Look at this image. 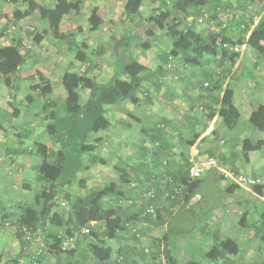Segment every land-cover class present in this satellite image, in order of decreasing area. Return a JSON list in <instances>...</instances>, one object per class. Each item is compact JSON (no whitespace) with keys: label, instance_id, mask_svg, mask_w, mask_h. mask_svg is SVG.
Returning a JSON list of instances; mask_svg holds the SVG:
<instances>
[{"label":"trees","instance_id":"trees-1","mask_svg":"<svg viewBox=\"0 0 264 264\" xmlns=\"http://www.w3.org/2000/svg\"><path fill=\"white\" fill-rule=\"evenodd\" d=\"M4 1L13 5L21 3L27 5L25 10L16 8L14 17L17 22L37 16L43 24L44 37L41 34L32 35L36 44L45 38L55 47L65 48L66 55L70 54L72 58L70 65L75 61L87 62L89 57L87 43L80 44L78 36L74 33L61 31L62 22L68 16L82 12L84 4L82 0H56L54 4H42L38 0ZM130 1V12L126 11V15L132 13V16L141 20L139 25L148 24L153 30L161 31V35H165L171 44L165 51L157 54L153 69L132 58L121 64L117 73L120 75L112 77L108 82H100L79 72L65 71L62 75L65 88L63 102L53 97L55 83L45 75L41 74V83L30 87V91L36 93L37 97L45 99L42 111L45 112L48 122L44 133L47 142L34 141L25 148L22 146L17 148L8 143L4 150L6 155L22 153L33 157L35 163L32 169L41 183V190L36 193L34 199L26 197L8 207L0 198V214L10 220L8 225L15 226L21 245L19 255L15 257L5 259L0 255V264H20L21 260L25 259L29 260V264H36L38 260L40 262L43 259L46 252L56 257L55 264H118L110 243L117 242L122 245L130 231L133 233L129 238L142 243L138 236L140 232L145 235L152 227L161 225L158 222L161 211L157 219L147 213L148 207L153 206L156 200L146 196L154 191L157 198H160L162 191L159 185L162 181L175 178L178 182H184L187 169L182 165L178 173H173L172 166H168L167 172L161 175L157 174V169L149 166L147 161L141 163L140 167H133L129 161H125L123 164L125 168H120L117 180L84 194L76 193L74 182L77 181L78 174L87 167L85 157L89 158L90 165L100 161L97 151L102 139H93V136L108 107L122 102L137 104L140 95L147 98L148 91L161 89L166 84L164 75L170 73L169 68L174 66L172 63L174 61L201 70L202 77L195 76L194 79L181 77V80H189L186 89L193 91L199 89L203 94L222 88L231 74L228 62L235 63L240 57V52H243V56L250 52L256 58V62L252 64L244 60L243 65L246 66L244 72L255 78L259 74L257 70L264 69V0H243L245 6L240 18L237 16L238 13L232 10V3H235V0H163L162 4L166 5L164 10H160L146 21L140 19L146 0ZM170 2L171 6H167ZM256 5L261 8V12L257 14L254 11ZM222 10L231 12L230 15L227 14V26L206 37L198 28L199 20L202 17L214 18L216 23L217 15ZM189 18L193 20L188 22ZM255 19L258 20L257 23ZM88 22L91 32L100 31L104 21L97 8L92 10ZM131 36L134 35H130V40ZM2 38L3 35L0 34V81L3 80L6 86H11V81L14 82L16 78L19 80V74L26 67L29 52L25 50L24 37L18 36L11 44H3ZM135 43L140 45L142 42ZM82 92H86L87 95L83 97ZM203 94L201 93V96ZM234 98V89L227 86L218 104L220 106L218 115L221 119L230 116L240 120L241 115ZM27 99L29 105L34 103L31 94H28ZM12 108L11 117L15 119L20 112L14 105ZM249 125L254 130L264 132V104H260L251 113ZM262 146L261 140L254 145L249 139L243 142L244 152L260 150ZM147 165L151 167L150 174ZM129 169L136 173L135 179ZM141 173L145 178H140ZM201 179L194 182L186 201L200 188ZM81 184L83 186L84 182ZM237 187L233 185L230 193ZM255 191L263 195L261 189L256 188ZM61 195L66 199L64 202H68L70 209L68 215L58 210L57 201ZM250 222L251 220L244 216L240 220V228L248 231ZM138 224H142L141 229H137ZM260 225L264 235V211L261 213ZM84 228H88L90 232L81 233ZM60 230H65L67 234L76 233V243L82 249L64 250L62 248L64 239ZM44 233L45 250L41 248L40 251L37 249L32 252L30 248L32 238H42L41 234ZM214 242L215 245L205 254L209 260L218 264H237L235 257L241 253L238 239L221 235L215 238ZM168 249L169 246L163 249L164 260L163 262L160 260L158 264H177L171 250ZM76 252L79 255L75 256ZM118 253L120 256L121 252ZM147 253L144 247L142 254ZM126 256V260L129 259L127 252ZM185 264L203 263L190 260Z\"/></svg>","mask_w":264,"mask_h":264},{"label":"rangeland","instance_id":"rangeland-1","mask_svg":"<svg viewBox=\"0 0 264 264\" xmlns=\"http://www.w3.org/2000/svg\"><path fill=\"white\" fill-rule=\"evenodd\" d=\"M39 1L42 4H47L48 2L54 3L55 0ZM82 1L85 3L84 11L78 16L75 15L66 18L62 23V29L65 32L76 33V36L77 34H82L83 36L87 35L89 39L90 32H88L87 16L96 4L101 6L103 1ZM123 1L125 5L123 13L126 15V11L129 10L130 12L131 1ZM151 1L152 0H147V3H145L144 7H142L143 14L140 19L143 21L155 16L160 12V10H164L166 7V5L162 4L163 0H157V4L159 5L158 7L150 5ZM234 2L235 3H232V10L237 12V16L240 18L244 11L245 2L243 0L241 2L235 0ZM167 4V6H171V2ZM26 6L27 5L23 3L13 5L10 2L0 0V34L3 35V39L5 41L10 43L18 36L24 37L25 50H28L29 52L27 65L19 74V80L16 78L13 82V86L12 84V87L8 86V91H6L4 81H0V144L3 147L9 143L13 144L17 148L20 146L25 148L34 141L42 143L47 142V136L44 133L48 122L45 112L42 111L45 99L37 97L36 93L30 91V87L32 85L41 83V74L54 81L55 92L53 97L60 102L64 101L63 97L65 95V88L62 81V75L65 71L79 72L83 75L95 78L100 82H108L112 77L120 75L117 74L118 71L115 70L114 67L119 55H116V50H112L111 48L112 37L116 33L120 32L119 29L116 28V24H113V26L107 30H104L106 27L104 26L101 30V32H103V38L100 40V45L98 48L94 46V49H92V55H90L95 58L96 64L92 63L88 65V62H84L82 64L75 61L73 65H70L72 58H70V54L66 55V51L63 46L57 48L45 38H43L39 44H36L33 40V36L38 35V33L43 34V25L38 22L36 17L20 22L15 20L14 12L16 8L25 10ZM254 11L255 14H257L258 12H261V8L257 7ZM227 14L230 15L231 12H226L224 10L220 11L217 15L216 21L218 20V22L216 23L214 18L202 17L201 21L199 20L198 22V28L206 35V37H209V35L214 34L227 26ZM126 16L127 19L123 18L124 20H122L120 30L123 31L124 34H129V36H127L128 41H130V35H134L133 37L131 36V44L140 41L142 42L136 51L138 52V55L136 56L137 58L133 59L145 64L150 69H153L155 67L157 54L169 48L171 44L170 40L167 39L165 35L162 36L161 31L153 30V28L148 24L139 25L138 17L132 16V13L131 15ZM192 20L193 18L188 19L187 21L191 22ZM80 28L83 33H79L78 30ZM30 32H33V34ZM42 34L41 36L44 37ZM77 40L80 42L84 39L77 37ZM95 48L97 49L95 50ZM240 53L243 56V52ZM72 54L75 55V52ZM239 58L233 64H231V61L228 62L229 65L227 66L231 68V72L235 71V68H237L238 73L241 69L242 63H238ZM172 63L174 66L169 68L170 73L164 75V82L167 83L168 86H173V84L176 83L180 84L181 77H184V79L187 77H192V79H194L195 76L196 78L202 77V72L199 68H195L193 66H183L181 62L177 61ZM237 63L239 64L238 67L236 66ZM258 71L264 75L263 68L257 70V72ZM148 86L149 85H147V87ZM154 91H148L149 97H151V95H155L154 93H157V95L160 93L157 88ZM82 93L83 97L87 95L86 92ZM28 94H31L34 99V103L31 105L28 104ZM139 99L146 103V100H149L145 98V96L143 99H141V97H139ZM150 100L152 105L160 106V102H158L157 97L156 100H153V98H150ZM13 105L18 108L20 112L15 119H12L11 117ZM108 108L111 109L108 113H106L103 121L99 124L98 129L95 130L96 132L93 136V139H102V142L99 143V149L97 151L100 161L96 164L90 165L89 158L85 157L87 160L85 161L87 167L78 174L77 181L74 182V191L78 194H84V192L101 188L104 185L117 180L120 175V168H125L123 165L124 161L130 160V158L136 154V150L132 147L131 143L139 141L140 136L136 130L138 127L137 123L139 121L133 120L130 117L131 113H134L133 111H135L133 110L132 105L130 102H123L118 105L109 106ZM143 111V114L138 111L136 112H138L137 114L141 117V124H147L151 121L148 115L154 114L155 111L146 110L145 108ZM153 144L155 145V143ZM114 146H117V149H115ZM3 147L0 151V198L2 199L3 204L8 207L16 204L17 201L26 197L34 199L36 193L41 190V183L38 182L35 172L32 169V165L35 163L33 157L22 153L16 155H6ZM155 148L156 145L152 149ZM143 161H147L149 165H152L153 163L152 158L147 160L144 159ZM243 174L252 175L249 174V172H244ZM82 181L84 182L83 186L81 184ZM198 191L199 192L195 197L196 201L194 206L189 210V213L181 211L178 224H175L168 233L169 239H167L168 241L166 243L168 244L172 255H174L177 264H185L190 260H195L203 264H218L209 260L205 256L206 252H208L215 245L213 234L201 229H203L202 227H208V220L214 215H217V206L229 208L234 201V197L226 195L225 193H222L214 198H212V195L205 196V191L212 193L215 191V189L207 181V176L204 177L203 184ZM198 194H200V196ZM59 198L60 199L57 201L58 210L62 211L65 215H68L70 210L68 202H64L66 199H64L62 195L59 196ZM244 216L251 220L255 217V214L252 211L247 210L242 213L241 218L239 217V219L241 220ZM233 220L234 222H239L238 219L234 218ZM9 222L10 220L8 218H3L2 214H0V255L5 259L19 255L21 248L15 226L8 225ZM136 227L137 229H141L142 224H138ZM232 227L233 226H230V229H227L228 235L234 239H238L239 236H241L243 242L241 246L243 251L240 255H238V257H235L236 263L253 264V257L250 253V244L254 245L253 242H255L253 234L251 239H249L251 232L242 231L240 227L234 229ZM45 233L41 234L42 238H40L39 241L32 240L30 247L32 252L37 249L40 251L41 248L45 250ZM60 233L65 241L72 239L73 245H69L70 250L80 249V245L76 243V233L67 234L65 230H60ZM132 233L133 232L130 231L127 236ZM165 234V228H152L145 235L140 232V240H142L141 245L146 248L148 252L147 254L150 256L151 254L154 255V261L156 264H158L160 260L162 262L164 260L162 239H164ZM156 238H159L160 241H156ZM113 243L116 244V242ZM244 245L245 247L243 248ZM110 246H112V242L110 243ZM116 248L117 246L114 245V251L117 250ZM34 255L37 257L39 256V254ZM77 255L79 254L76 252L75 256ZM38 261L36 264H55L56 257L49 255L46 252V255H43V259L40 262ZM28 262L29 260L25 259L21 260L20 264H29Z\"/></svg>","mask_w":264,"mask_h":264},{"label":"crops","instance_id":"crops-1","mask_svg":"<svg viewBox=\"0 0 264 264\" xmlns=\"http://www.w3.org/2000/svg\"><path fill=\"white\" fill-rule=\"evenodd\" d=\"M102 1L103 3L101 6L96 4V6L93 7V9H98V14L104 21L100 31L94 33L91 32L89 22L87 21L89 29L88 32H90L89 39L87 35L83 36L82 34H77V36L84 39L80 41V44L82 42H86L88 45V65L92 63L96 64L95 58L90 55H92V49H94V46L98 48L100 45V40L103 38V32H101V30L104 26H106L104 30H107L110 29L113 24H116V28L119 29L120 32L116 33L112 37L111 48L112 50H116V55H119L114 64L115 70L118 71L121 64L132 58H137L136 56L138 55V52L136 51L138 50L139 45H136L135 43L131 44V40L128 41L127 39L129 34H124L123 31L120 30L122 20L125 18L127 19V16L123 13L125 10L124 1ZM55 2L56 0L54 3ZM255 2L258 3L259 1ZM54 3L48 2L47 4ZM145 3H147V0ZM150 5H155L154 7L159 6L157 4V0L151 1ZM84 8L85 3L83 4L82 12L84 11ZM91 12L88 14L87 20L89 19ZM80 14L76 15L78 16ZM72 16L70 15L67 18ZM38 22L41 23L39 20ZM44 28L45 27L43 26V30ZM61 31L66 33L62 29V25ZM78 31L81 33L82 29L80 28ZM1 40L3 44H11L3 38ZM134 44L135 46L133 47ZM97 48H95V50ZM245 59L251 64L254 61L256 62V58L252 56L250 52L244 56L241 55L238 61L239 64L242 63L239 72L237 73V68H235V71L231 72L227 81L223 83L222 88L214 90L209 94H203V92L199 89L194 91L188 90L186 89V83L189 84V80H181L180 84L176 83L173 84V86H168L166 83L161 89H159L160 93L158 95L157 93H154L155 95H151V97L148 96L147 99L149 100L146 101L149 104L142 102V100H140L137 104L130 103L133 110H135L133 111L134 113H131L130 117L133 120L139 121L137 123L138 127L136 126V130L140 136L139 141L131 143L132 147L136 150V154L132 156L130 160H127L131 163L130 165L138 167L144 162V159L147 160L152 158L153 163L149 166L155 167L157 169L156 171H158L157 174L160 173L161 175H164L165 172H167L168 166H172L173 173H178L181 166L185 165L184 160L193 152H197L201 158H217L225 168L231 170L232 172H236L238 174L249 172V174L264 177V132L254 130L249 125L251 113L256 110L260 104H264V75L259 73L257 74L258 77L254 78L249 73H246V71L244 72L243 70L246 66H244L243 63L245 62ZM238 63L236 64L237 67L239 66ZM11 82L13 86V81ZM227 86L234 89V103L241 115L240 120H236L230 116L225 119H221L218 115V110L220 109L218 104L221 101ZM5 87L6 91H8L9 87L6 85ZM201 93L203 96H201ZM140 97L141 99L144 98L143 95H140ZM156 97L158 102H160V106L151 104L152 102L150 98L156 100ZM142 108L155 111L154 114L148 115L151 121L147 124H141V117L137 114L138 112L143 114L145 110L143 111ZM110 109L111 108H108L107 113ZM245 139H249L253 145L260 140L263 141L262 149H254L244 152L243 142ZM153 143L156 145L155 149H152L155 146ZM2 147L3 146L0 144V151ZM114 147L117 149V146ZM150 168L151 167H148L147 165L149 174L152 173ZM132 170L133 169H129L135 179L137 176ZM143 171H145V169ZM205 176H207L209 184H211V186L215 189L213 193L205 191V196L212 195V198H214L222 193H225L226 195L233 196L234 201L229 208L217 206V215L211 217L207 223L208 227H202L203 229L201 230L213 234L214 239L221 235L229 236L227 229H230V226H233V229L240 227L239 217L241 218L242 213L247 210L252 211L255 214V217L251 219V226H249V231L247 232H251L249 239H251L253 234L255 242L252 241L254 245L250 244V253L253 257L252 260L254 263L258 264L264 262V242L262 241L264 240V235L261 232L262 229L260 228L261 213L264 211L263 200L258 197L254 191L239 186V188H234V190L231 191L232 193H230V190L232 189L231 187L236 184L223 179L218 170H212L206 173L201 179L202 182L200 187L203 184ZM140 178H145L142 173ZM198 190L189 200H185L177 204L179 205L177 211L173 212L170 208L166 207L160 212V221L158 222H160L161 225L152 228H165L166 234L164 239H162L163 249H166L168 246L166 243L167 239H169L168 233L175 224H178L181 211L189 213V210L194 206L196 201L195 197L199 192ZM198 195L200 196V194ZM234 218L238 219L239 222H234ZM241 230L246 231L242 228ZM126 238L127 239L122 241V245L116 242V244L112 243L111 246L113 250L114 245L117 246V250L114 251V258L118 264H155L154 255L151 254L150 256L149 254H142L144 247L141 245V241L137 242L134 239L129 238V236H126ZM156 241L159 242V238H156ZM238 241L242 246L243 242L241 236H239ZM244 247L245 245L243 248ZM242 251L241 247V253ZM118 252H121L120 256ZM126 252L129 255V259L127 260Z\"/></svg>","mask_w":264,"mask_h":264},{"label":"built area","instance_id":"built-area-1","mask_svg":"<svg viewBox=\"0 0 264 264\" xmlns=\"http://www.w3.org/2000/svg\"><path fill=\"white\" fill-rule=\"evenodd\" d=\"M257 22L258 20L255 19V23ZM243 49H245V46ZM184 164L187 169L184 182H178L175 178H168L163 180L159 185L160 190L162 191V196L160 198H157L154 191L147 194L146 198H153L156 200V203L153 206H149L147 209V213L152 215L154 218H157L158 213L166 207L170 208L173 212L177 211L179 208V205L177 204L186 200L194 182L201 179L206 173L212 170H218L223 179L228 180L239 187L254 191L255 194L264 201L263 176L234 174L231 170L225 168L217 158H201L197 152L190 154L184 160ZM256 188L261 189L263 191V195L256 193ZM172 203H174L173 206L171 205ZM89 232L90 230L88 228L81 230V233L83 234H88ZM138 236L140 237V234ZM39 239L40 238H32V240L38 241ZM69 245H73L72 239L66 241L64 239L62 248L65 250L69 248Z\"/></svg>","mask_w":264,"mask_h":264}]
</instances>
